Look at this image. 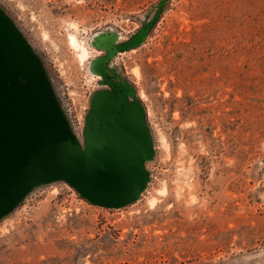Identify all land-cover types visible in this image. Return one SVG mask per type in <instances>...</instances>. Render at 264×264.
<instances>
[{
  "label": "rangeland",
  "instance_id": "rangeland-1",
  "mask_svg": "<svg viewBox=\"0 0 264 264\" xmlns=\"http://www.w3.org/2000/svg\"><path fill=\"white\" fill-rule=\"evenodd\" d=\"M83 154L98 99L141 116L145 182L93 202L49 149L0 216V264H264V0H0ZM97 106L105 111L107 103Z\"/></svg>",
  "mask_w": 264,
  "mask_h": 264
},
{
  "label": "water",
  "instance_id": "water-1",
  "mask_svg": "<svg viewBox=\"0 0 264 264\" xmlns=\"http://www.w3.org/2000/svg\"><path fill=\"white\" fill-rule=\"evenodd\" d=\"M102 74L121 96L122 106L111 110L108 100H96L81 154L66 134L35 54L0 11V216L19 200L47 149L55 154L53 176L93 202L118 206L137 196L150 146L140 115L117 122L129 112V97L104 70ZM101 101L107 110L97 106Z\"/></svg>",
  "mask_w": 264,
  "mask_h": 264
}]
</instances>
